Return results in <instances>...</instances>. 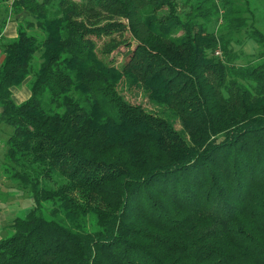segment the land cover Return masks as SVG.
Returning <instances> with one entry per match:
<instances>
[{"label": "trees", "instance_id": "obj_1", "mask_svg": "<svg viewBox=\"0 0 264 264\" xmlns=\"http://www.w3.org/2000/svg\"><path fill=\"white\" fill-rule=\"evenodd\" d=\"M221 1L0 0V264H264V33Z\"/></svg>", "mask_w": 264, "mask_h": 264}, {"label": "rangeland", "instance_id": "obj_2", "mask_svg": "<svg viewBox=\"0 0 264 264\" xmlns=\"http://www.w3.org/2000/svg\"><path fill=\"white\" fill-rule=\"evenodd\" d=\"M214 1L215 2L217 1L216 2L217 4H220V2L222 4L221 0H214ZM227 1H231V2L235 1L237 7H239L238 9H241L240 11H243L247 8L245 0H227ZM257 1H259L258 5L256 4V6H254L253 5L254 2ZM178 2L181 5L186 3L188 8L193 5L194 7H196L199 3L202 2V0H178ZM250 4H251L250 7L251 12L248 14L244 12L243 16L246 19L247 18L249 19L248 20L249 27L254 26L258 31L264 33V1L250 0ZM259 4H261L263 8H261ZM221 11L222 9L218 13V15H215L213 17L212 25H209V31L211 32L214 31L218 33L220 32L222 28ZM217 18L219 20H217ZM199 21L202 22L201 19H199ZM247 30L250 31L251 28H247L241 34H236L234 36L235 39L237 40L239 39L240 41H242V44L244 43L243 46H239L237 44H233V45L237 51L243 52L244 55L251 56L257 53V48L254 42L247 39ZM218 52L221 53L220 50H218ZM215 56L217 57V52L215 53ZM24 89H28V90L30 89L29 81H27L26 84L22 85L20 88L15 89L13 91V100L16 103L20 101L19 99L20 96L21 97L26 96L25 93H23ZM17 96H19V98H17ZM142 103L147 110L150 111L154 109V107L147 101L142 100ZM175 128L178 131L181 130L180 124L176 123ZM11 132L12 129L8 128L6 125L2 123L0 124V239L1 237L7 238L14 235V230L9 227L11 221L15 218V216L23 217L25 215V210L28 209V207L30 206V202L27 200V196H26L27 194L22 191H18V188L15 186V184L9 178H7L6 174L2 171L1 163L4 160L5 142L8 138V135ZM6 209H8L9 211L7 212ZM4 215L7 218H4Z\"/></svg>", "mask_w": 264, "mask_h": 264}, {"label": "crops", "instance_id": "obj_3", "mask_svg": "<svg viewBox=\"0 0 264 264\" xmlns=\"http://www.w3.org/2000/svg\"><path fill=\"white\" fill-rule=\"evenodd\" d=\"M28 21V20H31V18L30 17H28V15L27 14H22V15H20V16H17V17H15V16H12L9 20H8V22H7V24L5 25V27H4V29H3V33H2V37H3V40L5 41V42H11V41H13V40H15L17 37H18V28H19V25L22 23V22H24V21ZM3 58H4V56H3V53H2V51H1V49H0V65H1V63L3 62ZM29 81V80H28ZM27 82V81H26ZM26 82L24 83V84H26ZM23 84V85H24ZM16 89H18V88H16ZM15 89H13L12 90V92L14 91ZM19 92V91H18ZM23 93H25V95L26 96H20V98H19V96H17V98H19L20 99V101H18L17 102V104H21V103H23V102H25L26 100H28L29 98H30V96H31V93H30V90H28V89H24V91H23ZM23 95V94H22ZM24 99V100H23ZM23 100V101H22ZM7 210V212L9 211L8 209H6ZM27 210V211H26ZM25 210V215L29 212V210H30V206L28 207V209H26ZM21 213V212H20ZM6 214V213H5ZM7 215H8V213H7ZM24 215V216H25ZM23 216V217H24ZM15 217H18V216H15ZM21 217V216H20ZM4 218H7V217H5V215H4ZM3 222V221H2ZM2 224V223H1Z\"/></svg>", "mask_w": 264, "mask_h": 264}, {"label": "built area", "instance_id": "obj_4", "mask_svg": "<svg viewBox=\"0 0 264 264\" xmlns=\"http://www.w3.org/2000/svg\"><path fill=\"white\" fill-rule=\"evenodd\" d=\"M220 53L219 52H217V55H219Z\"/></svg>", "mask_w": 264, "mask_h": 264}]
</instances>
